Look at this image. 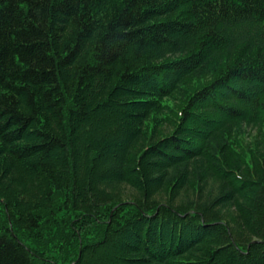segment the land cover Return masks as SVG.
Listing matches in <instances>:
<instances>
[{"label":"trees","instance_id":"1","mask_svg":"<svg viewBox=\"0 0 264 264\" xmlns=\"http://www.w3.org/2000/svg\"><path fill=\"white\" fill-rule=\"evenodd\" d=\"M0 264H264V0H0Z\"/></svg>","mask_w":264,"mask_h":264}]
</instances>
